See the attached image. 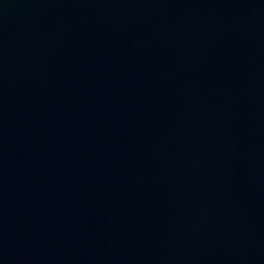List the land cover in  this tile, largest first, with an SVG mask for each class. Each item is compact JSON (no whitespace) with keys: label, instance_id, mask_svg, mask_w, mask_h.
I'll return each mask as SVG.
<instances>
[{"label":"water","instance_id":"1","mask_svg":"<svg viewBox=\"0 0 264 264\" xmlns=\"http://www.w3.org/2000/svg\"><path fill=\"white\" fill-rule=\"evenodd\" d=\"M0 264H264V0H0Z\"/></svg>","mask_w":264,"mask_h":264}]
</instances>
